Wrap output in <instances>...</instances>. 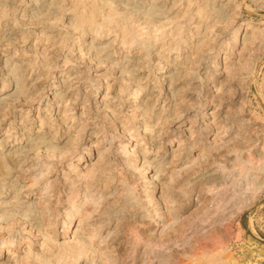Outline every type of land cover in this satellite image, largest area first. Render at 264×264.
<instances>
[{"label":"rangeland","instance_id":"1","mask_svg":"<svg viewBox=\"0 0 264 264\" xmlns=\"http://www.w3.org/2000/svg\"><path fill=\"white\" fill-rule=\"evenodd\" d=\"M0 237V264H264V0H0Z\"/></svg>","mask_w":264,"mask_h":264},{"label":"bare ground","instance_id":"2","mask_svg":"<svg viewBox=\"0 0 264 264\" xmlns=\"http://www.w3.org/2000/svg\"><path fill=\"white\" fill-rule=\"evenodd\" d=\"M231 109V108H230ZM236 138V137H235ZM236 153V152H235ZM256 162H258V161H256ZM92 167V166H91ZM240 167V166H239ZM245 167V166H244ZM232 168V167H231ZM234 169V168H233ZM226 170V169H225ZM239 170V169H238ZM246 171V170H245ZM224 173V172H223ZM246 173V172H245ZM43 174V173H42ZM82 174H84V173H82ZM222 180V179H221ZM226 186V185H225ZM83 207V206H82ZM73 209V208H72ZM93 211V210H92ZM42 212V211H41ZM89 213H90V211L88 212V211H84L83 212V214H81L80 216V218H78L79 220L77 221V223H78V225L79 224H83V221H85L84 219H88L89 217H91V216H89ZM67 215V214H66ZM91 215V214H90ZM89 220V219H88ZM80 230V229H79ZM74 232H79L78 231V229L77 228H75L74 229ZM83 233V232H82ZM24 235V234H23ZM109 235H111L110 233H109ZM90 237V233L88 232V237L87 238H89ZM1 238V237H0ZM9 238H11V237H9ZM21 238V237H20ZM25 238V237H24ZM32 238V237H31ZM31 238H29V239H31ZM29 239H23V240H25V242L27 243V248L28 247H30L31 246V243H30V241H29ZM104 239H106V238H104ZM11 239H0V245L2 246L3 244H11ZM22 241V240H21ZM83 241V240H82ZM32 242V241H31ZM99 243V242H98ZM131 244V243H130ZM99 245V244H98ZM10 246V245H9ZM84 246V245H83ZM73 247V246H72ZM79 247V246H78ZM10 249V248H9ZM30 250V249H29ZM66 250V249H65ZM69 250V249H68ZM68 250H67V252H68ZM125 250V249H124ZM26 251V250H25ZM72 251V250H71ZM76 251V250H75ZM66 252V253H67ZM70 252V251H69ZM68 252V253H69ZM28 254V253H27ZM130 254V253H129ZM74 255H76V254H74ZM42 256V255H41ZM65 256V255H64ZM63 257V256H62ZM80 257V256H79ZM107 257V256H106ZM107 259V258H106ZM26 260V259H25ZM73 260V259H72ZM105 260V259H104ZM74 261V260H73ZM76 261V260H75Z\"/></svg>","mask_w":264,"mask_h":264}]
</instances>
